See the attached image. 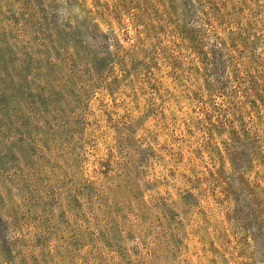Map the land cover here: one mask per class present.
Wrapping results in <instances>:
<instances>
[{
	"label": "rangeland",
	"instance_id": "374dc122",
	"mask_svg": "<svg viewBox=\"0 0 264 264\" xmlns=\"http://www.w3.org/2000/svg\"><path fill=\"white\" fill-rule=\"evenodd\" d=\"M0 264H264V0H0Z\"/></svg>",
	"mask_w": 264,
	"mask_h": 264
}]
</instances>
